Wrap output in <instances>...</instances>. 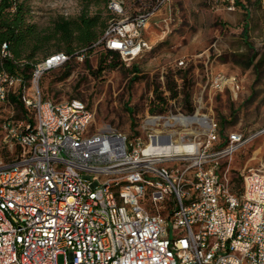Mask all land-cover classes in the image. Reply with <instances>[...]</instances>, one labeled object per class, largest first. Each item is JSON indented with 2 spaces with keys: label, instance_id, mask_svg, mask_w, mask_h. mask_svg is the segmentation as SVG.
I'll return each mask as SVG.
<instances>
[{
  "label": "built area",
  "instance_id": "2783aa9c",
  "mask_svg": "<svg viewBox=\"0 0 264 264\" xmlns=\"http://www.w3.org/2000/svg\"><path fill=\"white\" fill-rule=\"evenodd\" d=\"M167 1L135 0L129 12L124 0H109L113 17L94 44L129 64L150 48L144 30ZM206 1L227 11L248 6ZM11 56L1 42L0 102L14 93L29 113L16 118L9 106L0 121V264H264V172L247 171L234 188L229 167L220 171L219 159L248 136L223 138L201 105L177 108L163 75L147 104L162 112H146L143 135L97 127L87 102L54 101L40 86L69 54L46 56L28 80L6 70ZM175 64L184 67V58ZM208 85L235 97L241 89L223 72L207 75Z\"/></svg>",
  "mask_w": 264,
  "mask_h": 264
},
{
  "label": "rangeland",
  "instance_id": "374dc122",
  "mask_svg": "<svg viewBox=\"0 0 264 264\" xmlns=\"http://www.w3.org/2000/svg\"><path fill=\"white\" fill-rule=\"evenodd\" d=\"M25 1L31 9L29 20L42 29L51 27L60 15L75 17L82 11L97 12L102 17L107 15L106 0ZM124 1L129 12L134 9L135 0ZM246 8L227 11L223 7L212 8L206 0H168L144 30L143 36L150 48L129 64L114 69L107 67L94 76L85 66L84 55L79 54L82 57L76 58L67 77L60 79L64 68H56L42 76L40 86L54 101L78 98L87 102L95 111V126L109 124L133 136L144 134L139 125L147 111L162 112L147 105L149 91L160 84V77L164 76L166 86L167 80H180V89L174 88L178 91L177 108L192 113L201 105L200 112L214 117L218 123L222 117L226 120L225 136L239 130L249 137L232 157L219 159L220 171L229 167L233 187H239L247 171L264 172V2L248 0ZM254 52L257 53L255 61L263 57L258 75L253 66L244 67L247 57ZM103 53V48L96 46L88 54L92 69L97 67ZM179 58H184V67L176 66ZM132 63L139 69L135 75L130 69ZM183 72L189 82L194 107L191 112L185 106L181 91ZM217 72L238 78L241 89L236 97L228 89L214 92L209 85L204 89L207 75ZM201 93L202 101L199 102ZM9 109V105L0 102V121ZM177 131L183 130L178 127Z\"/></svg>",
  "mask_w": 264,
  "mask_h": 264
},
{
  "label": "trees",
  "instance_id": "16d2710c",
  "mask_svg": "<svg viewBox=\"0 0 264 264\" xmlns=\"http://www.w3.org/2000/svg\"><path fill=\"white\" fill-rule=\"evenodd\" d=\"M108 1H105L106 17H102L97 12L88 14L86 11H82L75 17L60 15L53 21L51 27L42 29L29 20L31 9L25 0H0V43L7 42L12 54L10 58L4 61L6 70L22 74L28 80L37 62L51 53L60 51L70 55V59L62 66L64 71L61 73L60 79L70 74L79 54L84 55L85 66L94 76H97L107 67L114 69L117 66H124L125 63L120 54L109 49H103L104 53L99 57L98 65L95 69H92L88 63L87 56L96 47L94 43L107 26V19L113 17L112 12L107 8ZM242 8L247 10L246 6ZM244 36H246L245 28ZM245 42L247 43V41ZM256 55L257 53L254 52L247 57L244 67L253 66L255 74L258 75L263 57L255 61ZM130 69L134 72V75L139 70L135 63H132ZM180 77L182 79L181 91L184 93V103L188 111L191 112L194 107L191 103L186 73L183 72ZM175 85L174 79L171 81L167 80V87L173 95L178 93L174 89ZM7 105L12 106L17 111L14 115L16 118L28 117L29 111L18 95L11 93ZM125 108L127 110L130 109L129 106ZM225 122L226 120L222 117L218 123L223 138L226 137L224 135Z\"/></svg>",
  "mask_w": 264,
  "mask_h": 264
},
{
  "label": "bare ground",
  "instance_id": "6f19581e",
  "mask_svg": "<svg viewBox=\"0 0 264 264\" xmlns=\"http://www.w3.org/2000/svg\"><path fill=\"white\" fill-rule=\"evenodd\" d=\"M194 118H195V117H194ZM192 119H193V118H192ZM181 120H182V121H185L186 119H185V118H183V117H181ZM189 120H191V119H189Z\"/></svg>",
  "mask_w": 264,
  "mask_h": 264
}]
</instances>
